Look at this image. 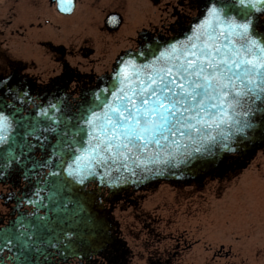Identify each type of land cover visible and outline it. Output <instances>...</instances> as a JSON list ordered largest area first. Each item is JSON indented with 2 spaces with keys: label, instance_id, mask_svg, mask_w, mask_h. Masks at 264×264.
Segmentation results:
<instances>
[{
  "label": "snow or ice",
  "instance_id": "snow-or-ice-1",
  "mask_svg": "<svg viewBox=\"0 0 264 264\" xmlns=\"http://www.w3.org/2000/svg\"><path fill=\"white\" fill-rule=\"evenodd\" d=\"M70 2L58 0L57 7L69 11ZM234 2L245 10L239 18L228 15L226 2L220 7L206 4L207 15L202 12L204 18L190 26L182 40H172L163 48L157 44L155 49L144 48L140 41L141 50L133 53L138 59L129 56L113 65L110 85L87 86L82 93L84 85L73 87L80 93V102L71 111L57 112L56 104L37 106V119L24 135L38 141L28 147L41 152L43 159L59 161L63 176L49 173L50 182L61 189L84 185L88 176L95 175L96 165L104 164L112 175L102 177L101 183L112 185L125 179H114L116 174L129 172L141 162L159 163L160 152L168 163L196 167L215 149L227 154L250 132L264 133V35L250 23L251 11L264 10V0ZM167 23L162 20L161 26ZM73 71L67 68L66 79L57 86L61 91L73 79ZM13 119L0 110V144L14 134ZM12 161L25 171L29 162L37 165L13 155L0 161V177ZM71 203L76 222L83 224L81 242L101 255L115 249L118 241L110 235L102 212L85 211L79 199ZM12 239L0 231V241L9 244Z\"/></svg>",
  "mask_w": 264,
  "mask_h": 264
},
{
  "label": "rangeland",
  "instance_id": "rangeland-1",
  "mask_svg": "<svg viewBox=\"0 0 264 264\" xmlns=\"http://www.w3.org/2000/svg\"><path fill=\"white\" fill-rule=\"evenodd\" d=\"M165 1L175 2L76 0L73 12L63 15L47 0H0V48L34 79L59 70L39 44L46 40L64 47L70 66L108 71L117 53L136 46L138 30L172 18L163 11ZM109 10L122 15L113 32L102 24ZM27 45L37 55L29 58ZM85 51L92 53L83 56ZM136 194L137 206L119 201L113 209L130 264H264V148L228 178H208L201 187L161 182Z\"/></svg>",
  "mask_w": 264,
  "mask_h": 264
},
{
  "label": "water",
  "instance_id": "water-1",
  "mask_svg": "<svg viewBox=\"0 0 264 264\" xmlns=\"http://www.w3.org/2000/svg\"><path fill=\"white\" fill-rule=\"evenodd\" d=\"M55 2L56 8L60 13L68 14L74 8V0H71L66 6L69 11H61L57 7L58 0H49ZM198 7V14L193 17L187 24L178 27L177 32L169 37L157 35L150 36L145 29L138 32L137 46L135 48H127L119 52L111 66L109 72L98 75L94 85L100 87H106L111 83V70L113 65L119 60H125L129 56L133 59H138L133 53L141 50L140 41L144 42V48L151 47L155 49L156 45H161V48L166 47L172 40H182L185 35L190 31V26L194 27L204 18L201 13L207 15V8L205 5L220 7L225 2L229 6L228 15L233 18L241 17L245 11L243 7L234 0H195ZM62 7L65 5H61ZM264 14V10L257 9L251 11L253 20L250 21L254 25V31L257 34L264 35V23H260L259 15ZM222 18H223V14ZM106 28L108 30H115L121 23V17L116 12H110L105 17ZM259 22V23H258ZM159 55V52H157ZM138 62L143 63V59L139 58ZM68 82V81H67ZM31 85L26 82H20L15 75L11 74L7 78L0 79V110L4 111L6 115H9L13 119L14 134L11 138L0 144V161H7L10 156H18L28 161L33 160L31 153L32 148L28 147L29 143L35 144L33 141L28 140V136L24 135L30 127L31 121L37 119L35 116V110L37 106L46 108L50 102H60L61 97H57L54 100L46 99V102L42 105H37L32 108V114L30 115H14L13 112L6 111L3 105L4 97L11 98L13 102H28L26 96L31 92ZM85 92V90L83 91ZM80 100L76 102L79 103ZM75 107V105H74ZM62 109V108H61ZM61 109H58L59 112ZM63 113L69 112L66 109H62ZM46 123V122H45ZM44 135H49L44 133ZM31 139H35L33 136H29ZM51 139V137H49ZM55 142L54 140L52 141ZM233 151L225 154L219 149H215L214 154L204 158V162L198 164L196 167L191 165H185L184 163L173 162L168 163L167 158L163 152H160L159 163L144 164L141 162L139 167H131L129 172H120L114 176V179H118V176L125 177L124 180H118L117 183L109 185L107 182L101 183V178L111 173H106V165L98 164L95 168V175L88 176L84 185L69 184V186L61 189L57 183H51L53 177L49 176V173H54L57 178L63 176V173L59 171V161L52 160L47 161L43 159L38 165L33 168H41L39 165L42 163L44 166L42 169H47L44 174V178L39 184V189L44 193L38 195L37 199L31 201L34 205L33 211L30 214L17 217L12 224L3 227L0 231L5 235L12 236V243L5 244L0 241L1 246H6L13 258L9 257L12 261L11 264H36L33 260L40 255H45L50 249L54 250L56 254L66 260L69 257L83 258L90 254L100 253L99 250H92L86 242L82 243L80 237L83 234V224H78L77 217L73 215V209L75 205L71 203L73 200L79 199L83 201V207L85 211L91 210L93 214L99 209L106 225L109 229L110 235L114 236L120 246H125L126 241L119 236V224L114 218L111 211L113 209L112 203L120 198L122 194L124 197L127 195L126 190L137 191L145 190L148 188H156L157 185L163 181L170 185H188L190 183H196L201 186L206 177L213 179L215 177L222 178L228 172H234L235 170H241L245 168L250 160L255 156L258 150L264 148V133L250 132L247 138L240 139L232 145ZM51 151V149H49ZM23 153V155H21ZM155 156L156 153H153ZM12 164L19 165L17 161H12L7 172ZM115 171V170H114ZM92 183L93 188H86L88 184ZM105 188L107 194L102 195L100 188ZM84 194H87L85 196ZM101 199V200H100ZM103 201H108L109 206H104ZM131 201V200H130ZM42 211V213L40 212ZM42 218V219H41ZM19 222V224H17ZM15 230L13 231V226ZM66 231H72L75 233V237H64L63 233ZM24 233L25 235H20ZM4 249H0V252ZM127 249H123L125 252Z\"/></svg>",
  "mask_w": 264,
  "mask_h": 264
},
{
  "label": "flooded vegetation",
  "instance_id": "flooded-vegetation-1",
  "mask_svg": "<svg viewBox=\"0 0 264 264\" xmlns=\"http://www.w3.org/2000/svg\"><path fill=\"white\" fill-rule=\"evenodd\" d=\"M160 1L155 2V0H152L154 4H158ZM47 2L48 4H52L49 0ZM178 7L180 10H178ZM196 7L195 0H175L172 5L165 1V5L162 7L163 11L164 13L166 12V15L170 14L172 18L167 20L166 17L167 24L162 27L160 23L153 30H148V33L150 35L161 34L164 36L176 33L179 25L175 24L174 21L179 19L181 21L180 25L184 24L192 15V12L195 13ZM110 12H115V10H109L106 14ZM259 21L260 23H264V16H261ZM102 24L107 32H113L108 31L106 28L105 16L102 19ZM39 44L51 53L53 60L57 61L59 65V70L54 75L47 76L46 79L42 80H39L38 77L34 79L25 75L26 70L23 67L24 64L17 59H6L4 51L0 48V79L14 74L20 82L27 81L31 85V92L26 96V99H29L28 102H13L9 97L3 98L5 110L13 112L14 115H30L32 114L33 107L44 104L46 99L54 100L57 97H61L60 102H50L49 104L59 105L60 109L72 110L80 98V93L72 91L73 87L75 85H84L85 88H81L80 90L82 93L86 90L87 86H93L97 74L106 71L95 73L92 71V67L84 70L83 68H78L77 65L70 66L65 60L66 53L63 47L52 44L48 40L39 41ZM90 53L92 51H88L87 53L86 51L84 53L81 52L83 56H87ZM67 68L74 70L73 79L69 80L67 82L68 87L61 91L57 86L66 79ZM28 140L38 143L37 140L31 139L29 136ZM31 156L37 162V165L43 161L42 154L39 151L32 150ZM46 171L47 169L31 167L30 162L28 163V171H25L19 165L12 164L10 169L5 172V175L0 177V226H8L17 217L30 214L33 211L34 205L31 201L36 200L38 195L44 194L38 187ZM101 191L103 192V189ZM127 195L128 200H132L130 201L131 204L137 206L139 202L138 195L129 190ZM125 202L128 203L129 201ZM117 203L113 202V205L116 206ZM40 212L42 213L41 210ZM119 234L121 235V232ZM0 249H4L0 252V264H11L12 261L9 257L13 258V255L5 250L8 248L0 245ZM123 249L127 250L124 252ZM130 259L131 252L129 247L120 246L119 244L115 249H110L103 255L96 253L83 258L69 257L64 261L52 249L46 252L45 255L38 256L36 259L33 257V260H36V264H130Z\"/></svg>",
  "mask_w": 264,
  "mask_h": 264
},
{
  "label": "bare ground",
  "instance_id": "bare-ground-1",
  "mask_svg": "<svg viewBox=\"0 0 264 264\" xmlns=\"http://www.w3.org/2000/svg\"><path fill=\"white\" fill-rule=\"evenodd\" d=\"M142 8H143V6H142ZM141 7H140V9H142ZM27 48H28V50H29V52H28V54H29V58H31V57H34L35 55H37V51H34L33 52V48H32V46H30V45H27L26 46ZM16 50L18 51V52H20L21 51V48L20 47H18V48H16ZM37 50V49H36ZM39 50V49H38ZM31 56V57H30ZM49 60V59H48ZM54 64L52 63V64H50L48 67H51V66H53Z\"/></svg>",
  "mask_w": 264,
  "mask_h": 264
},
{
  "label": "trees",
  "instance_id": "trees-1",
  "mask_svg": "<svg viewBox=\"0 0 264 264\" xmlns=\"http://www.w3.org/2000/svg\"><path fill=\"white\" fill-rule=\"evenodd\" d=\"M231 176V174L230 175H228L226 178H228V177H230Z\"/></svg>",
  "mask_w": 264,
  "mask_h": 264
}]
</instances>
